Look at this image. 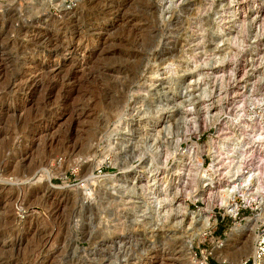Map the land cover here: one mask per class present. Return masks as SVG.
Masks as SVG:
<instances>
[{"label":"rangeland","instance_id":"374dc122","mask_svg":"<svg viewBox=\"0 0 264 264\" xmlns=\"http://www.w3.org/2000/svg\"><path fill=\"white\" fill-rule=\"evenodd\" d=\"M263 92L264 0H0V264L250 256L196 195Z\"/></svg>","mask_w":264,"mask_h":264},{"label":"built area","instance_id":"2783aa9c","mask_svg":"<svg viewBox=\"0 0 264 264\" xmlns=\"http://www.w3.org/2000/svg\"><path fill=\"white\" fill-rule=\"evenodd\" d=\"M262 100L264 102V92ZM238 114L242 116L226 125V131L218 133L213 139L218 141L220 135L224 133L231 136L233 146L236 148L230 165V176L218 175V171L215 173L209 171L207 178L210 176L214 184L206 188L208 190L211 187L215 190L220 186L230 185V190L234 194L229 211L217 204L211 208L215 225L222 223L225 218L238 223L246 222L245 225L252 219L257 220L252 254L239 264H264V104L258 108H247L244 113ZM242 191L247 193L246 201L241 198ZM247 213L248 216L245 215ZM221 243L219 242L217 248ZM207 258V253L200 250L193 252L190 264H208Z\"/></svg>","mask_w":264,"mask_h":264},{"label":"bare ground","instance_id":"6f19581e","mask_svg":"<svg viewBox=\"0 0 264 264\" xmlns=\"http://www.w3.org/2000/svg\"><path fill=\"white\" fill-rule=\"evenodd\" d=\"M89 2V1H88ZM65 9V8H64ZM63 14V13H62ZM69 14V13H68ZM73 15V14H72ZM101 27V26H100ZM97 35V34H96ZM100 41V38H99ZM98 41V42H99ZM99 44L101 45L102 43L99 42ZM94 48V47H93ZM57 57V56H56ZM55 68V69H60V63L55 62L54 64L51 65V68ZM52 68V69H53ZM58 74V73H57ZM44 75V74H43ZM45 76V75H44ZM151 77H153V73L150 75ZM13 87V86H12ZM10 89V88H9ZM169 96V95H168ZM134 103L133 102V106L130 107L132 108V110H135L134 108ZM36 107V106H34ZM22 111V110H21ZM244 109L242 108H236V110H234L233 114H235V119H238L239 117L242 116V114H238V113H244ZM21 113V112H20ZM137 113V112H136ZM127 115V114H126ZM22 118V117H21ZM50 118V117H49ZM46 119V118H45ZM131 120V119H130ZM148 122V121H147ZM238 122V121H237ZM45 123V122H44ZM159 123L158 118L157 119H151L149 121V126L150 127H154L157 126ZM126 124V123H125ZM128 126V125H127ZM126 127V126H125ZM44 129V128H43ZM125 129V128H124ZM221 130V129H220ZM121 131V130H120ZM125 131V130H124ZM223 131V130H222ZM221 131V132H222ZM43 130H41L39 133L43 134ZM126 132V131H125ZM125 132H121L120 134L124 135ZM39 134V135H40ZM221 137H219L218 141H213L212 139L209 140V142H207L206 144H204L200 149L202 152H204L205 154L209 155L211 158V164L209 165V168L207 170H204V172H207L209 170H215L218 171V175L222 174L223 176H230V165L233 161V151L235 150L236 147L233 146L232 143V139L230 135H227V133H224V135H220ZM247 145V143L245 144ZM244 145V146H245ZM214 172V173H215ZM216 180V179H215ZM219 180V179H218ZM206 182V184H204ZM228 182V180H227ZM204 183L197 188V195L196 198L205 201V197H204V193L206 192H210L213 193L212 191H218L217 193H215V196H217L216 198V203L219 206H222L223 208H225L226 211H229L231 209V205H230V201L234 199L233 197V192L230 190V185H227V187L225 186V188L222 190L220 186L219 188H215V190H213L211 187L210 189L207 190L206 187L209 188V186H213L212 184H214L213 179L210 177L208 178L206 181H204ZM221 183V182H220ZM237 187V186H236ZM218 189V190H217ZM241 197L243 198L244 201H246L247 198V193L245 191H242L240 193ZM210 210L208 211V213L203 216V226L204 228H207L210 226ZM257 228V220H252L249 222L248 227H246V231L249 234L248 239L243 242L244 246H242L241 250L244 249V251H250V255L252 254L253 251V246H254V241H255V236H254V231ZM239 230V229H238ZM234 231H232L233 233ZM238 234V233H237ZM251 242H252V247H251ZM188 247L190 248V245H188ZM220 247L221 244L219 246V251H220ZM216 250V249H215ZM237 251V250H236ZM218 252V251H217ZM243 252V250H242ZM244 253V252H243ZM103 255V254H102ZM230 256V255H229ZM101 257V256H100ZM249 256L244 257L243 259L248 258ZM218 260H223L226 259V257L222 256L219 252L218 254ZM92 260V259H91ZM98 261V259H96ZM96 261V262H97ZM103 261V260H101ZM241 261V260H240ZM240 261H238L237 264L240 263ZM153 262V261H152ZM157 263L154 262V264ZM146 264V263H145Z\"/></svg>","mask_w":264,"mask_h":264}]
</instances>
